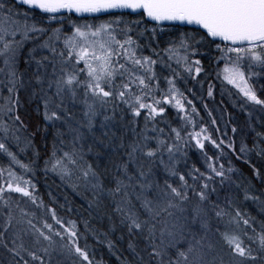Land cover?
I'll use <instances>...</instances> for the list:
<instances>
[{"label":"snow or ice","instance_id":"1","mask_svg":"<svg viewBox=\"0 0 264 264\" xmlns=\"http://www.w3.org/2000/svg\"><path fill=\"white\" fill-rule=\"evenodd\" d=\"M36 10L41 20L68 19L72 30L42 26ZM72 14L109 19L77 24ZM126 14L137 17L131 24L145 25L136 38ZM149 24L153 36L165 28L178 34L158 50L139 42ZM204 56L215 62L217 79L246 102L264 106L253 83L264 76V0H0V156L8 159L7 168L0 167L7 175L0 185V257L6 256L0 264H99L78 222L46 206L32 180L13 168L31 172L36 165L13 151L26 152L35 135L20 111L22 90L38 111L42 106L54 130L44 171L126 229L129 256L121 253L120 264H264V220L242 210L251 201L264 213V192L257 195L249 181L233 179L236 169L217 165L220 157L203 153L204 170L188 167L193 140L201 150L211 141L221 157L224 141L206 134V127H173L165 116L171 105L184 113L185 125H195L187 105L192 113L197 109L180 84L190 78L204 86L212 76ZM213 89L208 83V97ZM252 130V148L243 144L240 153L264 155V131ZM227 147L235 151L232 142ZM102 149L111 151L101 167L88 157L105 155ZM255 175L264 182L259 169ZM84 230L100 239L87 220ZM107 247L114 249V242L107 239Z\"/></svg>","mask_w":264,"mask_h":264},{"label":"trees","instance_id":"2","mask_svg":"<svg viewBox=\"0 0 264 264\" xmlns=\"http://www.w3.org/2000/svg\"><path fill=\"white\" fill-rule=\"evenodd\" d=\"M37 15H41L38 11L35 12ZM119 15V13H116ZM137 17L135 15H125V22L128 23L130 27L134 29L131 33L134 38H136L137 31L142 29L145 25L141 24L139 26L131 24V21L135 20ZM108 16H101L96 20H107ZM44 25L49 26H58L65 24V22H54L47 23L42 22ZM151 25V24H149ZM122 28L124 23H121ZM151 39V43H141V44H151L152 47H156L158 50L165 48L168 43L169 37H160L156 39L157 43H154L153 36L149 35L150 31L146 33ZM148 51L150 48H145ZM213 55H216L213 52ZM206 69L212 71V76L204 83V86L198 89L195 88V85L192 84V81L188 83V87L185 90L186 101L191 100L195 105L197 112H191V106L187 105L189 114L192 115L193 119H196L198 126L204 124L208 127L210 135L213 139H216L218 143L221 140L224 141L221 144L223 149V155L221 157V150L217 149L214 145L211 144V141H205L204 149H200V152L197 151V147H189L187 166L196 167L204 170L206 168L205 157L203 153H207L209 157H220L216 160L217 165L223 163L225 168L233 167L236 169V174L233 176V179L241 177L246 179L251 183L255 190V194L259 195L261 192H264V182L260 180L255 175L256 169H259L261 174H264V155L259 154L257 150H253L245 154L240 153V148L243 144H247L249 148H252L255 136V132L252 130L255 128L256 131H262V127H254V122L246 121L243 118V115L237 113L231 106L227 95L224 92V85L222 79H217L215 76L216 64L213 62L209 64V57L204 56L201 58ZM220 67H223V63H220ZM158 70V69H157ZM159 72V71H158ZM203 76V74H202ZM208 83L214 85L213 96L208 97L207 87ZM253 83L256 84L257 93L260 96H264V89L259 87L260 84H264V76L254 78ZM190 90V91H189ZM185 101V102H186ZM207 105V107H205ZM20 111L22 116L27 115L26 123L29 124V132H34L35 135L32 137V147L29 148L26 152H18L21 155V159L24 163H29L32 160L36 161V165L33 167V171L37 174L38 181L36 187L33 189V192L36 196L43 200L46 206L54 207L57 210L58 215L76 220L78 222L80 232L84 233L87 237V244L89 248L95 253V261L99 264H120V259L118 257L121 253L123 256H129V250L127 248L129 242V236L126 229L119 224L118 218L113 217L112 220L109 219L107 215L104 214L103 210H93L88 208V203L85 198L78 194L68 183L62 181L58 175L48 171H44V161L51 155L53 150V132L54 130L48 125L43 118L42 108L37 110L36 102L29 98V95L25 91L20 93ZM184 113H180L174 109L173 106L168 105L165 116L169 121H173L176 116L182 117ZM235 116H238L241 119L240 122L235 120ZM227 123V132L224 133L223 120ZM215 119V123H213ZM182 125L179 126V122L175 123V126L184 127L185 132L189 131L191 123L185 125V122L182 120ZM47 127V130H45ZM236 127L237 131L233 133L232 128ZM200 127H198L199 129ZM186 139V135H185ZM195 143V141L193 140ZM229 142L233 143L234 149L227 147ZM261 146H264L262 143ZM111 151V149H110ZM102 152H106L105 149H102ZM38 154V155H37ZM4 156H0V165L4 164ZM90 161H95L101 165V167L107 163L108 157L101 155L99 158L94 155L88 157ZM2 167V166H1ZM218 179V178H217ZM19 199V197H16ZM264 199V197H261ZM24 200H27L23 198ZM71 209V211H69ZM37 211L38 215L43 214V209H33ZM242 210L246 211L252 217L256 218V221L264 220V213L261 212V209L257 203L247 201L243 204ZM87 220L89 224L98 230L100 239L97 240L91 233H87L84 230V221ZM51 222V221H50ZM115 224V227L113 225ZM107 232L108 237L114 242L115 248L109 249L107 247V239L104 237L103 233ZM103 241V242H101ZM85 243L84 239H81V244ZM5 258V257H0Z\"/></svg>","mask_w":264,"mask_h":264},{"label":"rangeland","instance_id":"3","mask_svg":"<svg viewBox=\"0 0 264 264\" xmlns=\"http://www.w3.org/2000/svg\"><path fill=\"white\" fill-rule=\"evenodd\" d=\"M35 16H36L37 21L39 23H41V24H42V22H47V23L65 22V24L58 25V26H49V25L42 24V26H44L46 28L62 27L63 31H65V32H70L72 30V24L70 23V21L68 19H64L63 21H48L47 19L41 20V18H40L41 15L35 14ZM72 20H75L77 24H83L85 22V20H87L88 23H92V24H98L100 22V21H98L96 19H93L92 17H77V16H74V15H72ZM147 27H148V31H150V34L149 35L153 36L151 34V27H152V25H148ZM121 28H122V26L120 24L117 27V31L119 32V30ZM146 33L143 36H141V37L138 38L140 43H151V39H149V37H148V35ZM177 34H178L177 33V30H175V29H172L171 31H169L167 28H165L163 31L158 30L157 34L155 36H153L154 43H157L156 42V39H157L158 36H160V37L162 36L164 38L169 37L168 40H166V42H164V43H168L171 39L175 38L177 36ZM150 52H151V49L149 51L147 49H144V53L145 54H150ZM21 67H23V64L21 65ZM157 69H158V71H160V66L159 65L157 66ZM163 74L164 75H167L168 74L167 70H164V73ZM190 81H192V84L195 85V88H197V86H198V89L200 88V84L196 83L195 80H192V79L189 78L188 83ZM188 83H187V85H188ZM187 85H184L182 82L180 84V87L182 88V90L184 91V93H185V90L188 87ZM223 85H224V92L227 95L231 106H233V108H235L234 110L237 111V113H240L241 115H243V118H245L246 121H250L252 123L254 122V127L257 128V125H258V127H262V131H264V106L254 105L251 102H246L245 98H243L242 95L238 93V90L235 89L234 86L228 85L226 82H223ZM161 87L162 88L163 87H166V84H164L163 81L161 82ZM257 95L260 96L258 93H257ZM260 98L261 99H264V96H260ZM241 104H245L246 105V110L245 109H242L240 107ZM41 108H42V106H41ZM174 109H176V108H174ZM176 111H178V110L176 109ZM249 112L252 113L251 116H249ZM243 118H240L238 116H235V120L238 121V122H240L241 119L243 120ZM194 120H195V125L193 126L191 124L188 132H193V131H197L198 132V131H200L201 127H206L204 124H200V126H198V123H197L196 119H194ZM222 120H223V118H222ZM181 121H182L181 117L180 116H176L175 119L171 122L172 123V126L173 127H177V126H175V123L176 122H179L180 123L179 126H181L182 125V122ZM223 122H224L223 125H222L223 128H224V131L223 132L226 134V133H228L227 132V126L228 125H227V123H226L225 120H223ZM119 124H120V122L117 121L118 127H117L116 131L118 132V134L121 131H123V129H121L119 127ZM161 126H163V125H161ZM198 127H200V128L198 129ZM206 128L208 130V127H206ZM206 134H210L209 130H208V132ZM186 139H187V136H186ZM204 143H205V141H204ZM191 144L193 145V147H197V146H195V143L193 141L191 142ZM17 150L18 149H16L15 147H13V151H17ZM105 150H106L105 156H107V153L110 152V149H105ZM197 151L200 152V149L198 147H197ZM17 153H18L19 159L21 161H23L21 159L20 153L18 151H17ZM4 157L6 158L5 159L6 162H4V164L0 165V167L2 166V167L7 168V166H8V159H7L6 156H4ZM183 167H184V165L181 164V168H183ZM13 168L17 172V174L23 175L25 177V179H31L32 180V183L36 187V184H37V181H38V177H37V174L34 171L26 172L24 169L20 168L18 165H13ZM6 179H7L6 173L3 174V175H0V185H3ZM14 196L20 198V194H14ZM25 199H27V198H25Z\"/></svg>","mask_w":264,"mask_h":264},{"label":"water","instance_id":"4","mask_svg":"<svg viewBox=\"0 0 264 264\" xmlns=\"http://www.w3.org/2000/svg\"><path fill=\"white\" fill-rule=\"evenodd\" d=\"M36 11H38V12H39V10H36ZM72 15L79 17L77 14H72ZM89 17H90V16H89Z\"/></svg>","mask_w":264,"mask_h":264}]
</instances>
